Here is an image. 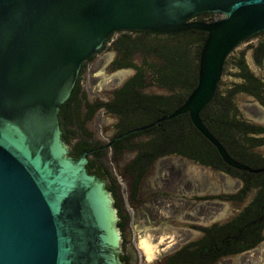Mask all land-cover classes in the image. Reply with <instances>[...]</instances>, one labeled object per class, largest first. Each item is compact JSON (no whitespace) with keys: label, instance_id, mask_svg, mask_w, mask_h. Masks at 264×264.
Segmentation results:
<instances>
[{"label":"water","instance_id":"95a60500","mask_svg":"<svg viewBox=\"0 0 264 264\" xmlns=\"http://www.w3.org/2000/svg\"><path fill=\"white\" fill-rule=\"evenodd\" d=\"M264 253V0H0V264Z\"/></svg>","mask_w":264,"mask_h":264},{"label":"rangeland","instance_id":"374dc122","mask_svg":"<svg viewBox=\"0 0 264 264\" xmlns=\"http://www.w3.org/2000/svg\"><path fill=\"white\" fill-rule=\"evenodd\" d=\"M251 264H264V253L256 255Z\"/></svg>","mask_w":264,"mask_h":264}]
</instances>
